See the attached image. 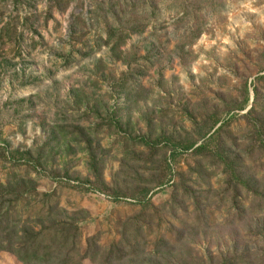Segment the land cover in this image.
Here are the masks:
<instances>
[{
    "label": "rangeland",
    "instance_id": "1",
    "mask_svg": "<svg viewBox=\"0 0 264 264\" xmlns=\"http://www.w3.org/2000/svg\"><path fill=\"white\" fill-rule=\"evenodd\" d=\"M109 25L122 30L113 52ZM254 120L264 124V0H0V186L32 191L7 196L4 219L18 236L44 233L55 264H264ZM14 151H40L41 165ZM219 155L255 194L230 184ZM60 224L65 235L47 231ZM113 244L126 256L106 263ZM0 264L24 263L0 251Z\"/></svg>",
    "mask_w": 264,
    "mask_h": 264
},
{
    "label": "trees",
    "instance_id": "2",
    "mask_svg": "<svg viewBox=\"0 0 264 264\" xmlns=\"http://www.w3.org/2000/svg\"><path fill=\"white\" fill-rule=\"evenodd\" d=\"M136 32H140V31H136ZM121 34H122V30L119 26H117V28H115V27L109 25L108 31L106 32V38L104 41V46L110 47V50H112V52L114 50H116V48H118L120 46V44H121L120 42H122L121 41L122 38L121 39L118 38V36ZM244 92H245V101L244 102L248 103V101H249V99H248V88L246 85L244 86ZM218 123H219V120L215 119L213 121L211 129H213ZM252 126H253L254 133L256 134V139H258V141L261 143V147L263 149L264 148V124L257 121V120H254L252 122ZM74 129H75L76 133L71 132L69 135L71 137H75V136L80 137V139H74V141H78L77 145L83 144V147H82L83 151L86 152L87 157H88L89 172L92 175V177L99 182L100 178H99L98 171H97L98 161H97V157L95 155V150L92 146L93 140H92L91 136L89 135L88 130L81 128V127H76ZM218 130H219V127L216 129L215 132H217ZM206 134H208V133H206ZM205 135H203L202 137L204 138ZM209 139L211 140L212 137H209ZM137 140L139 141V143H141L145 146H148V147H151L153 144H155V142H151V141L146 140V139L141 138V137H139ZM2 142H4V141H2ZM169 142H172V141L169 140ZM207 143L208 142H206L203 145H199L198 147H196V149L194 150V153H201L203 150H205ZM194 146H195V143H190L188 145L180 147V149H177L176 147H178V146L175 144H172L171 145L172 154L170 155V157L173 158L175 156V154H178V150L188 151V150L192 149ZM39 154H40V151H38V155L36 156V158H33L30 155V152H23V153L21 152L20 153L19 151H14L11 154V157H12V159L20 160L23 163L32 164L35 166V168H37L38 166L41 165V163H40L41 162V155H39ZM3 156H4V154H3ZM4 157L7 158L6 155ZM8 157H9V159H11L9 154H8ZM170 157H169V159H171ZM219 158H220V160H222L221 162L224 165V167L226 168V171L228 174V179L230 180V184H232V186L234 188L241 186L245 190L249 191L250 193L255 194L254 190H252L249 187L248 183L243 181L241 179V177L236 174L234 167H233V164L230 163L229 161H226V158H224L222 155H219ZM167 169L169 170L168 164H167ZM14 185L8 186L7 188L0 186V251H6V252H10V253L14 254L18 258V260L24 264H30L32 262H36L37 264H47V263L55 264L57 261L52 260V258H54V256H51V252L48 250L49 249L48 246L43 244L44 242L42 240V237H43L44 233H42L41 231L33 233L32 231H28V230H21L22 234L20 236H18L16 226L13 225L9 229V224L6 223V220L4 219V216H7V213L9 210L8 207L3 206L5 203V198L7 196L12 195V194H16L15 200H19L23 197H26L27 194H30L29 192H32L30 190L23 189L21 183H19V184L17 183L16 186H14ZM147 192H148V189H141L139 194L143 195V193H144V195H146ZM3 208H4V211H3ZM3 224H4V226H3ZM54 226L57 227L56 225H54ZM60 227H61V229H58V228L53 229V227H50V228L48 227L47 231L48 232L54 231L55 236H57V233L59 231L62 233V235L64 234V232H69V229L64 227L62 224H60ZM7 229H9L11 231L8 232ZM44 229L45 228H42L41 230H44ZM3 231H7L6 232V235H7L6 240L1 238V236H2L1 234ZM13 231H15V232H13ZM11 232H13V235L10 234ZM54 235H51V236H54ZM68 236L69 235H67L66 238H68ZM122 240H123V243H126V241H127V239H125V238H122ZM3 241L4 242L6 241V245H3V243H2ZM62 241H64V239H62ZM65 241L67 242V239H65ZM63 244H64V242H63ZM59 254H60V251H59ZM112 256H115L117 261H121L122 259H124L126 254L123 251V246L121 245L119 247V245H117V244L111 245V247L107 253V260L105 259V262L109 263L108 260H110V258H112ZM57 258H58V256H57ZM68 262H69V260L65 261V263L59 262L58 264H67Z\"/></svg>",
    "mask_w": 264,
    "mask_h": 264
}]
</instances>
